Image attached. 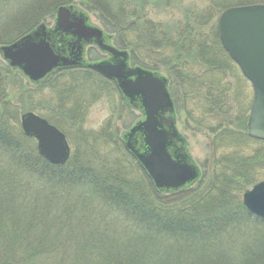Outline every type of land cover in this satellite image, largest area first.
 Returning a JSON list of instances; mask_svg holds the SVG:
<instances>
[{"label": "trees", "instance_id": "1", "mask_svg": "<svg viewBox=\"0 0 264 264\" xmlns=\"http://www.w3.org/2000/svg\"><path fill=\"white\" fill-rule=\"evenodd\" d=\"M7 1L0 15L15 8ZM38 2L35 8L17 6L28 14L4 23L0 47L46 23L48 11L46 19H55L61 6L93 13L113 45L130 54L133 67L166 75L176 113L185 114L190 130L209 136L211 157L194 184L159 192L120 137L117 123L133 110L114 82L89 69H69L31 89L0 59V264H215L222 257L199 261L197 256L249 220L264 225L242 203L244 193L264 180V142L247 135L250 108L241 99L249 82L223 49L218 31L225 10L264 0H209L203 10L185 6V0ZM10 85L26 102L11 111L4 107ZM41 88L51 92L48 107L61 120L46 119L35 106V89ZM101 102L111 118L99 130L85 131L90 106ZM26 112L40 114L64 134L71 125L83 140L82 156L74 152L65 166L42 158L36 141L21 130L20 116ZM213 200L224 203L218 206L217 224L199 215ZM96 205L104 217L94 211ZM111 214L116 226L106 231L116 233L122 222L132 234L128 239L101 241L86 233L85 226L91 223L95 230ZM177 247L184 248L183 257ZM69 248L72 253L61 254ZM249 257L231 259L251 264Z\"/></svg>", "mask_w": 264, "mask_h": 264}, {"label": "water", "instance_id": "2", "mask_svg": "<svg viewBox=\"0 0 264 264\" xmlns=\"http://www.w3.org/2000/svg\"><path fill=\"white\" fill-rule=\"evenodd\" d=\"M223 49L251 83L254 100L248 121L251 139L264 142V5L227 9L218 22ZM111 37L89 24V18L73 7H60L55 27L45 25L18 42L4 46L0 54L11 68L39 83L59 69L89 68L114 81L130 106L143 118L124 136L125 148L162 193L177 192L194 184L200 170L186 152L177 130L168 80L156 73L129 66V55L110 45ZM96 46L110 60L87 64L85 49ZM27 138L38 143L39 155L54 166H65L71 149L66 136L34 113L21 117ZM249 212L264 220V181L243 196Z\"/></svg>", "mask_w": 264, "mask_h": 264}, {"label": "rangeland", "instance_id": "3", "mask_svg": "<svg viewBox=\"0 0 264 264\" xmlns=\"http://www.w3.org/2000/svg\"><path fill=\"white\" fill-rule=\"evenodd\" d=\"M36 1L37 0H8L6 2L7 7L8 8L15 7V8L13 10L9 9L11 11H8V13L0 15V28L2 29L4 26V23L10 21L12 18L17 19L18 16L24 17L28 14L27 13L25 15L27 10L26 11L20 10V8H17V6H24L25 7V5H26V7L28 8V7L33 5V8H35L36 6L41 4L39 2L36 4ZM4 3H5V0H0V8L1 9L3 8ZM208 3H209V0H185V6L189 7V6L194 5V6H196V8L198 10L205 9L208 6ZM185 8H187V7H185ZM75 9L78 11L82 10L79 6L76 7ZM18 10H19V13H18ZM48 14L51 15V11H48V13L44 15L43 20H45V22L47 23V25L49 27H52L54 25L55 20L54 19L50 20L49 18L46 19ZM86 14L89 18V22L91 25L103 29L101 22L97 19V17L93 13L87 12ZM22 18H19V19L21 20ZM32 18H29V19H32ZM104 31H106V30H104ZM106 33H107V31H106ZM88 50H89V52H88ZM106 57H108V56L106 54H104L103 52H101L97 47L88 48L87 54L85 55V58L88 61V63L101 61V60L106 59ZM12 76H14V75L11 74L9 80H11ZM164 76L166 77V75H164ZM13 81L12 82L14 85V83H16L15 82L16 79H13ZM23 81H24L25 85H28V86L30 85V88L33 89V85L28 80H26L24 78ZM8 89H9V91H8L9 93L4 92V94L5 93L8 94V98H7V101H6L5 106H4L6 109H9L11 111V108L16 109L17 107H20L22 103H24V104L26 103L23 101L25 95L21 94V96H20V94L17 93V90L14 89L13 86H11V85L8 86ZM35 92L39 93L37 96H35V99H34L35 106L36 107L43 106V108L39 107V110H40L39 112L43 113L42 115L46 119L48 118L50 120H55L54 122L61 120V118L59 117L60 115L58 113H56V111H54V109L50 110V108L48 107L51 92L46 91L45 89L43 90L42 88L41 89H35ZM40 93H41V95H40ZM19 96L23 99L19 100V98H18ZM253 97H254L253 88H252L251 84L249 83L246 90H245L244 95H242L241 100L243 102V105L246 106V108H250V111H251V107H252V103H253V99H254ZM88 102L90 103L92 101H89V98H88ZM103 102H105V101H103ZM92 104L93 105L90 106V108L87 112L86 121L84 124V130L87 132L99 130L100 127H102L108 121V119L111 118V111L102 102L100 104H98V103H95V104L92 103ZM249 104H250V107H248ZM37 115H40V114H37ZM184 116H185L184 113L183 114L182 113L181 114L175 113L176 126L178 128V131L180 132V134L182 135V137L186 141V149H187V152H188L190 159L192 160L194 165L197 166L200 169V171L202 172L203 168L208 166L209 159L211 157V151L209 150V141H210L208 138L209 136L203 134L202 132H194V131L190 130L185 125ZM141 117H142L141 113L138 111H135V110L128 112L127 115H124V118L120 122L117 123V127H118L119 132H120L119 133L120 137H122L126 133H128V131L135 125V123L138 120L142 119ZM20 118H21V116H20ZM79 134L74 128L71 127V125L67 126V130H66L65 135H66L67 140L70 144L72 154H74V152H75V155L80 158L82 156V154L84 153L85 148H84V145L82 144L83 140ZM81 134L85 135L82 132H81ZM247 135H248V132H247ZM251 140H253V139H251ZM253 141H256V140H253ZM37 149H38V145H37ZM97 150L99 152H104L103 150L100 151V149H97ZM6 166H5V168H6ZM262 181H264V180H261V182ZM221 203L224 204L223 202H219V201H214V200L209 201L207 203V205L201 206L202 208L199 212V215L202 214L204 217L206 216L207 218H210L212 220L211 221L212 223L217 224L218 221H217L216 216H218L222 213V212H220V210H219L220 208L218 207L219 205H222ZM96 207L97 208L94 211L97 213V215L104 217L105 215L103 214L100 206L96 205ZM248 212H249V210H248ZM249 213L251 215L255 216L251 212H249ZM255 217H257V216H255ZM104 220L105 221L104 222L102 221L101 224L95 228V230H94V228H92V226H91L92 224L89 223L87 226H85L86 233H93L94 234L93 237H95V239L99 238V239H101V241H103L104 239L110 240L112 238H114V240L118 239V238H115V236L128 239V237H126V236L132 235L131 233L128 232L129 230L128 231L125 230L122 222H120L121 224L119 223L121 225V227L116 233H113L112 231L110 233H108L106 231V227H110L111 224L113 227L116 226L115 220H117V218L115 217V215L111 214V216H106L104 218ZM244 226H245V228L231 232L230 237H223L224 239H222L221 241H217L216 244H214L212 248H209L207 250V252L206 251L200 252V254L197 256L198 258H199V256H201L199 261H201V259L203 261H206V260H209L211 258L217 259L219 257H222L219 260L214 261V262H217L215 264H227V262H229V264H233L234 261H232V259L234 257L232 258V256H235L237 259H242V254L244 253V254H249V256H251V257H249L252 259L251 264H264V225L260 224L257 221L253 222V220L252 221L249 220L248 224H246ZM115 230H116V228H115ZM135 240H140V239L136 238ZM183 250H184V248L177 247V251H179V256H181V257L184 256ZM67 252L72 253L73 249L69 248V249H62L61 250V254H66ZM205 252L207 255L205 254ZM202 253H204L206 255V257H204V254L202 256L201 255ZM65 260L67 261V259H65ZM235 263L243 264V263H245V261L244 262L238 261ZM61 264H63V263H61Z\"/></svg>", "mask_w": 264, "mask_h": 264}, {"label": "flooded vegetation", "instance_id": "4", "mask_svg": "<svg viewBox=\"0 0 264 264\" xmlns=\"http://www.w3.org/2000/svg\"><path fill=\"white\" fill-rule=\"evenodd\" d=\"M88 52H89V50H88ZM86 54H87V51H86ZM108 58V57H107Z\"/></svg>", "mask_w": 264, "mask_h": 264}]
</instances>
